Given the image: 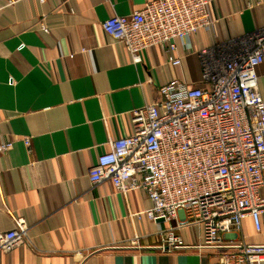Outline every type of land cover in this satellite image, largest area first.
<instances>
[{"label":"crops","instance_id":"0c3cea01","mask_svg":"<svg viewBox=\"0 0 264 264\" xmlns=\"http://www.w3.org/2000/svg\"><path fill=\"white\" fill-rule=\"evenodd\" d=\"M145 2L0 0V143L14 142L0 155V233L16 228L14 218L29 226V243L0 264L218 262L196 249L163 251L161 232L178 220L150 221L146 192L125 197L110 181L93 187L88 176L98 156L110 151V140L132 133V111L161 101L160 86L170 80L200 85L198 58L184 54L180 42V67L159 47L135 65L103 32L105 20L132 14ZM209 12L219 20L215 33L199 32L196 49L215 36L228 40L264 26V0H216ZM257 75L264 98V63ZM243 228L247 243L264 244V224L258 233L247 218ZM172 232L187 246L201 240L197 226Z\"/></svg>","mask_w":264,"mask_h":264},{"label":"built area","instance_id":"2783aa9c","mask_svg":"<svg viewBox=\"0 0 264 264\" xmlns=\"http://www.w3.org/2000/svg\"><path fill=\"white\" fill-rule=\"evenodd\" d=\"M215 1L146 0L142 9L102 23L135 65L159 47L171 66L180 67V42L184 54L198 58L201 80L160 86L161 101L132 111V133L110 140V151L98 156L88 176L93 187L110 181L125 197L146 192L152 207L144 215L150 221L178 220L161 232L167 236L163 251L196 249L214 254L216 264H264V244L247 243L243 236L247 218L258 233L264 224V98L257 75L264 63V26L228 40L215 36L210 46L196 49L199 32L215 33L219 20L209 12ZM13 147V141L0 143V155ZM14 222V230L0 233V261L29 243L27 222ZM193 226L201 230L196 246L172 232Z\"/></svg>","mask_w":264,"mask_h":264}]
</instances>
